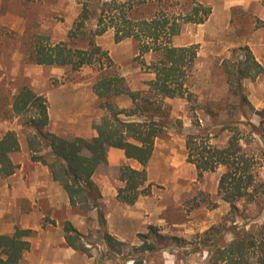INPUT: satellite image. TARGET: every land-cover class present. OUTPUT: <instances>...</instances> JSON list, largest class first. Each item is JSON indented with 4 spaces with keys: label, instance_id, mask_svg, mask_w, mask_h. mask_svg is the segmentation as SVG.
Instances as JSON below:
<instances>
[{
    "label": "trees",
    "instance_id": "trees-1",
    "mask_svg": "<svg viewBox=\"0 0 264 264\" xmlns=\"http://www.w3.org/2000/svg\"><path fill=\"white\" fill-rule=\"evenodd\" d=\"M80 1L81 12L70 29V37L84 34L87 26L91 25L88 48L73 49L66 43L40 44L33 51L34 62L70 66L73 70L97 63L101 65L104 73L94 85V90L100 98H106L109 114L94 127L97 135L91 139L76 137L69 140L49 131L48 99L28 85L18 89L11 109L4 110L3 114L11 112L15 117L26 118L23 126L31 161L49 168L53 179L68 194L72 208L78 213L86 215L97 210L103 226L102 194L93 181L94 174L100 165L108 162V148L121 149L127 159L136 161L141 168L128 164L121 166L119 180L123 186L118 189L117 199L134 205L141 196L150 194L143 188L147 182L146 167L153 157L156 140L166 135L169 128L166 118L156 113L165 110L166 98H191L188 80L198 60L197 45L178 47L172 41L182 34L186 24L205 23L212 9L197 0ZM109 30L114 31L116 43L132 39L138 51L135 59H141L142 65L155 74V78L148 82L146 93L123 89L119 87L123 78L106 74L112 59L94 38ZM239 50L244 52V58L242 54L241 59L237 57L233 65L226 68V74L232 95L238 99V108L245 120L224 124L220 130L227 132L224 145L214 144L216 133L198 123L181 131L185 135L187 161L195 165L199 175L224 168L218 194L230 204V214L236 216L229 220L232 222L229 227L214 226L203 233V244L209 248L208 264H264V223H251L252 218L241 215L237 207L239 201L259 205L255 220L264 216V180L260 177L264 166V109L256 110L242 88L245 79L255 80L263 75L264 66L248 47ZM100 56L105 58L106 67ZM146 56L151 57L150 63L146 62ZM121 94L132 100L134 107L130 113L127 109H113L111 97ZM30 112L32 114L28 115ZM205 112L215 119L216 114L211 107L207 106ZM6 118L4 115L3 119ZM20 149L21 141L16 131L7 130L1 135L0 175L15 173L18 164L13 162L11 155ZM149 228L157 233L155 227ZM63 229L67 244L89 255L90 249L84 242V236L72 223L65 222ZM30 233V230L16 229L14 234L0 235V264H24V254L30 248L27 240ZM227 234L233 235L228 242L225 241ZM104 239L110 249L122 244L108 232L104 234ZM144 242L150 250L154 248L153 244Z\"/></svg>",
    "mask_w": 264,
    "mask_h": 264
},
{
    "label": "rangeland",
    "instance_id": "rangeland-1",
    "mask_svg": "<svg viewBox=\"0 0 264 264\" xmlns=\"http://www.w3.org/2000/svg\"><path fill=\"white\" fill-rule=\"evenodd\" d=\"M197 1L205 5L210 3V0ZM81 7L80 0H0V137L7 130L19 135L21 149L11 155L16 164H31L23 126L26 118L20 119L11 112L3 114V111L11 109L13 97L22 85H28L37 94L47 97L51 118L48 130L67 139L92 138L94 133L97 134L94 127L109 114L106 98H100L94 90L104 73L99 63L73 70L70 66L34 62L33 51L40 44L66 43L73 49L88 48L91 25L84 34L70 37V29ZM232 21L236 35L247 36L252 44L227 47L216 53L211 50L212 46L202 47L194 43L198 47V60L188 80L191 98H166L165 110L156 113L166 118L169 128L166 135L156 140L153 157L146 167L147 182L143 188L150 194L137 201L138 210L143 215L138 231L124 238L114 236L105 219L107 213L102 199L103 226L97 210L84 215L85 228L81 234L90 252L89 255L80 254L90 258L91 264H208L209 248L203 244V233L214 226L232 225L229 220L236 216L230 214V204L218 194L224 168L199 175L195 165L187 161L185 135L181 132L198 123L216 133L214 144L224 145L227 132L220 131L224 124L245 120L238 108V99L232 95L226 68L233 65L237 57L241 59L243 55L244 58V52L239 50L242 47H248L255 57L258 54L264 56V21L240 9L234 10ZM187 37L190 36L185 34L172 43L189 46ZM94 40L108 51L112 59L106 74L123 78L119 87L142 93L149 90L148 82L155 78V74L142 65L141 59H135L138 51L132 39L116 43L114 31L109 30ZM100 58L106 67L105 58ZM145 60L150 63L151 57L146 56ZM242 88L256 110L264 109V74L255 80L245 79ZM110 101L116 110L127 109L130 113L134 107L125 94L114 95ZM207 106L216 114L215 119L205 112ZM4 115L6 119H3ZM253 118L256 120L255 116ZM105 171L108 169H102L103 174ZM260 177L264 180V166ZM122 186L123 183L119 188ZM237 207L241 215L252 218L251 223H264V216L255 220L259 205L239 201ZM150 226L155 227L157 233L152 232ZM106 232L122 244L110 249L104 239ZM232 238V234H227L225 241ZM144 241L153 244L154 248L150 250Z\"/></svg>",
    "mask_w": 264,
    "mask_h": 264
},
{
    "label": "crops",
    "instance_id": "crops-1",
    "mask_svg": "<svg viewBox=\"0 0 264 264\" xmlns=\"http://www.w3.org/2000/svg\"><path fill=\"white\" fill-rule=\"evenodd\" d=\"M209 5L212 12L205 23L184 26L182 34L190 36L187 37L189 46L194 43L202 47L209 45L213 47V52L219 53L227 47L252 44L247 36L236 35L233 12L240 9L264 21V0H210ZM182 34L174 37V42ZM258 55L255 58L264 66V56ZM96 135L94 133L92 138ZM107 160L106 164L98 167L93 181L101 190L110 231L114 236L124 238L138 231V223L143 215L138 210L139 202L127 205L117 199L118 188L122 183L119 172L124 164H131L136 169L141 166L127 159L123 150L113 147L107 150ZM30 163H18L14 174L0 175V235L14 234L16 229L31 231L27 238L30 248L24 254V264H91L90 258L67 244L63 229L64 223L68 221L80 233H84L86 216L74 212L68 194L53 179L47 166L33 161ZM104 168L108 172L103 174ZM124 207L129 210L125 211Z\"/></svg>",
    "mask_w": 264,
    "mask_h": 264
}]
</instances>
